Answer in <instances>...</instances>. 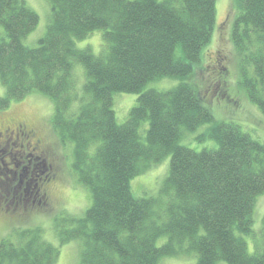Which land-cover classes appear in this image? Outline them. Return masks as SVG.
Masks as SVG:
<instances>
[{
    "label": "trees",
    "instance_id": "obj_1",
    "mask_svg": "<svg viewBox=\"0 0 264 264\" xmlns=\"http://www.w3.org/2000/svg\"><path fill=\"white\" fill-rule=\"evenodd\" d=\"M47 1L51 21L28 47L22 40L37 13L25 0H0V108L30 92L45 95L54 104L52 127L73 144L71 166L91 204L83 217L70 216L73 226L59 230V242L83 239L79 264H159L178 250L194 252V264H264V215L252 253L241 236L252 233L255 200L264 192V143L239 124L215 121L191 79L215 29L216 0ZM232 2L229 39L239 85L264 115V0ZM97 29L104 52L75 47ZM74 62L86 77L80 95ZM165 77L178 82L167 90L145 89ZM118 92L137 95L122 123L113 109ZM204 123L211 124L206 135L215 148L179 144L183 129ZM166 155L160 193L168 200L159 207L156 198L134 196L129 180ZM19 235L18 241L0 240V264L55 263L58 249L39 230ZM161 236L166 240L156 246Z\"/></svg>",
    "mask_w": 264,
    "mask_h": 264
},
{
    "label": "rangeland",
    "instance_id": "obj_2",
    "mask_svg": "<svg viewBox=\"0 0 264 264\" xmlns=\"http://www.w3.org/2000/svg\"><path fill=\"white\" fill-rule=\"evenodd\" d=\"M25 2L37 13L38 22L22 42L28 47H35L51 21V7L47 0H25ZM233 14L232 0H216L215 29L210 42L201 51L200 63L202 65L194 67L193 72L195 70L196 72L191 79L196 88L193 87L201 98L202 105L210 110L215 121L239 124L252 137L264 143V115L255 104L247 99L239 85L238 62L229 39ZM2 37H4V32L0 27V38ZM75 47L78 49L88 48L95 55L101 54L105 49L102 30H94L87 37L76 40ZM85 78L83 66L74 62L72 80L77 95L82 93ZM177 82L178 80L175 78L165 77L149 82L145 89L167 90L175 86ZM4 93L5 89L0 82V97ZM136 98L135 93L118 92L113 95V109L117 123L126 120L130 108L136 103ZM79 102L80 99L73 102L70 110H75L79 106ZM53 113V102L37 92H30L23 98L13 100L6 107L0 108V130L15 124H25L34 130L36 137L40 140L41 152L46 153V164H51L55 172L53 182L45 185L49 187L51 194L50 202L46 208L42 211L35 209L31 212L30 210L33 208L31 206L28 207V210L19 207L20 210L27 212L23 214L24 216H18L19 211H14L13 205L9 203L13 197L7 189V185L10 186L9 182L6 181L4 184L0 180V203H2L3 197H8V202H3V209L0 210V240L10 238L12 241H18L21 235H17L21 230H39L41 238L58 249V256L54 264H79L83 239H70L60 243L59 230H68L73 226L70 224L71 221L68 222L70 216L72 218L83 217L91 204V197L87 186L78 181L77 175L72 169L73 144L61 140L51 125ZM146 126L147 123H143V127ZM210 126V123H204L194 130L183 129L179 144L196 151L203 148H215L217 142L206 135ZM11 141L16 142V139ZM25 154L29 153H24V156ZM36 155L38 156L39 153ZM42 159L39 156L37 161L32 162L27 173L22 170L27 164L26 161L18 165V169L23 175L21 188L24 190L25 198H29L30 201L34 199L35 195L32 181L34 174H38V170L45 172L42 168ZM169 162L170 155H166L161 161L142 167L141 171L129 180L133 195L156 198L158 206L161 207L168 200L165 194L160 193V189L168 174ZM40 176H43V173ZM3 180H5L4 177ZM15 181L11 185L14 183L18 185L20 182L18 176ZM5 205H8V209H5ZM263 215L264 192L257 195L255 200L252 212V233L241 235L247 243L249 253L253 252L255 244H260ZM165 240V236L159 237L156 240V246L162 245ZM195 260L194 252H179L178 250L173 255L162 256L159 259V264H194ZM216 264L228 263L217 261Z\"/></svg>",
    "mask_w": 264,
    "mask_h": 264
},
{
    "label": "flooded vegetation",
    "instance_id": "obj_3",
    "mask_svg": "<svg viewBox=\"0 0 264 264\" xmlns=\"http://www.w3.org/2000/svg\"><path fill=\"white\" fill-rule=\"evenodd\" d=\"M12 139H16V142L11 141ZM0 153H2V156H0V180L4 184H6V181L10 184V186L7 185V189L13 197L9 200V203L13 205L14 211H19L17 215L24 216L23 214L27 213L26 211L20 210L19 207L28 210V207L31 206L33 207L30 210L31 212L35 211V209L40 211L45 209L51 197L49 187L45 185L53 182L52 180L55 177V172L51 164H46V153L41 152L40 140L36 137L35 131L25 124H15L0 130ZM24 153L29 154H25L24 156ZM37 153H39L38 156L36 155ZM39 156L43 158L42 168L45 172L43 170H38V174H34L32 181L34 183L35 195L34 199L30 201L29 198H25L24 190L21 188L23 175L20 173L18 165L26 161L27 164L24 165L22 170H25L27 173L32 162L37 161ZM42 173L43 176H40ZM2 176L5 180H3ZM17 176L20 182L18 185H16V183L11 185L16 180ZM7 198L8 197H3L1 202L7 203ZM13 201L14 203H12ZM2 203H0V210L3 209ZM5 207V209H8V205H5Z\"/></svg>",
    "mask_w": 264,
    "mask_h": 264
}]
</instances>
